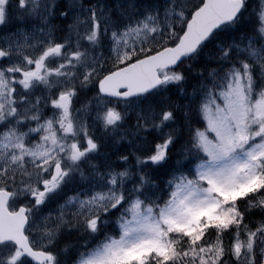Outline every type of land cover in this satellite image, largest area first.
<instances>
[{
  "label": "snow or ice",
  "instance_id": "1",
  "mask_svg": "<svg viewBox=\"0 0 264 264\" xmlns=\"http://www.w3.org/2000/svg\"><path fill=\"white\" fill-rule=\"evenodd\" d=\"M0 264H264V0H0Z\"/></svg>",
  "mask_w": 264,
  "mask_h": 264
}]
</instances>
